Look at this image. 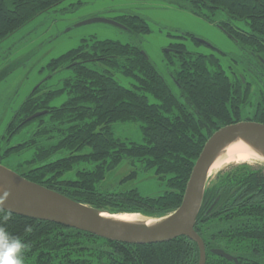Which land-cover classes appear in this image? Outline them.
<instances>
[{
	"label": "trees",
	"instance_id": "obj_1",
	"mask_svg": "<svg viewBox=\"0 0 264 264\" xmlns=\"http://www.w3.org/2000/svg\"><path fill=\"white\" fill-rule=\"evenodd\" d=\"M63 1L0 0V42ZM187 2L194 13L205 18L222 11L242 23L218 24L231 33L241 49L242 54L233 59L254 73L252 81L245 72H231L230 78L215 55L171 44L166 56L173 62L171 56L176 54L178 68L173 79L177 95L140 46L95 37L82 39L81 45L51 59L41 69L49 77L63 69H70L73 75L57 88L46 87L42 81L24 99L2 137L6 144L0 146V163L28 152L30 157L15 171L111 214L161 218L175 211L212 134L240 121L264 123V0ZM115 20L135 34L151 31L138 15ZM91 62L102 68L89 66ZM115 73L131 79V87L122 85ZM64 94L67 98L60 106L50 105ZM43 111L47 112L27 121ZM117 122H137L143 142L116 137L113 124ZM32 123L35 126L28 130V136L11 145V139ZM123 160L138 163L142 170L154 169L168 190L151 197L136 188L104 189L101 185L107 173ZM70 173L72 176H67ZM136 175L134 171L123 181ZM217 213L231 220L220 225L219 234L213 221ZM12 214L4 227L28 244L26 264L199 263L197 243L185 236L161 243L128 244ZM26 226L31 232L25 231ZM195 230L205 244L206 264H236L214 254V249L231 254L239 264H264V168L242 164L219 172L206 187Z\"/></svg>",
	"mask_w": 264,
	"mask_h": 264
},
{
	"label": "rangeland",
	"instance_id": "obj_2",
	"mask_svg": "<svg viewBox=\"0 0 264 264\" xmlns=\"http://www.w3.org/2000/svg\"><path fill=\"white\" fill-rule=\"evenodd\" d=\"M203 13L208 14L207 10H203ZM123 15L142 17L147 21L151 31L135 34L128 31L126 27L107 22L83 23L93 18L115 20L116 17ZM220 22L242 26L241 22L230 18L222 11H217L209 19L198 15L190 9L187 0H65L38 15L0 42V146L5 147L6 141L2 137L14 112L40 82L45 81L46 87L57 88L65 78L73 75L70 69H63L49 77V73L41 72V69L51 59L81 45L82 39L95 37L99 40L109 39L140 46L177 95L179 89L173 75L178 68V62L174 56L176 54L171 56L173 62L167 58L169 45L184 44L188 51L206 55L213 51L204 43L197 44L190 35L231 53V60L225 55L216 53L226 72L228 74L236 71L245 72L247 80L252 81L251 77H254V73L248 72L246 65L237 64L234 61L233 58L238 57L240 53L238 45L221 28L218 24ZM184 34L190 35L184 36ZM88 65L102 68L96 67V64L92 62ZM115 78L128 87H131L133 82L119 73H115ZM257 90L256 86L255 93ZM66 98L67 94H64L53 100L50 105L60 106ZM34 126L35 123L26 126L11 139L10 144L20 143L28 136V130ZM113 131L120 139L136 143L143 142V134L137 122L114 123ZM30 155L25 152L19 157L3 159L1 164L18 170L21 161ZM242 164L255 169L264 168V161L231 163L213 171L209 175L208 184L215 180L219 172L228 171L233 166ZM134 171L137 172L134 178L123 181ZM67 176H72V173ZM101 186L110 190L120 186L123 190L136 188L142 195L151 197L160 196L168 190L166 182L159 179L154 169L142 170L138 163L133 164L131 160H123L115 169L108 172Z\"/></svg>",
	"mask_w": 264,
	"mask_h": 264
},
{
	"label": "water",
	"instance_id": "obj_3",
	"mask_svg": "<svg viewBox=\"0 0 264 264\" xmlns=\"http://www.w3.org/2000/svg\"><path fill=\"white\" fill-rule=\"evenodd\" d=\"M107 22L125 27L116 20L93 18L83 23ZM199 42L212 46L205 40ZM47 111L30 116L27 121L44 115ZM242 139L254 146L264 157V123L240 121L217 130L207 140L190 175L181 205L172 213L148 225L147 222L130 223L106 217L111 214L73 200L57 191L26 179L20 173L0 164V196L5 193V208L12 213L32 219L49 221L96 236L128 244H151L170 241L180 236L197 243L200 251L198 264H206L203 239L195 230V223L202 206L209 171L219 153ZM151 220L150 218H147ZM216 255L238 263V259L223 250L214 249Z\"/></svg>",
	"mask_w": 264,
	"mask_h": 264
},
{
	"label": "bare ground",
	"instance_id": "obj_4",
	"mask_svg": "<svg viewBox=\"0 0 264 264\" xmlns=\"http://www.w3.org/2000/svg\"><path fill=\"white\" fill-rule=\"evenodd\" d=\"M255 161H264V157L254 146L242 139H238L219 153L210 168L209 174L231 163H248ZM105 216L130 223H141L146 221L148 225H152L156 222L155 220H148L135 213L105 214Z\"/></svg>",
	"mask_w": 264,
	"mask_h": 264
},
{
	"label": "clouds",
	"instance_id": "obj_5",
	"mask_svg": "<svg viewBox=\"0 0 264 264\" xmlns=\"http://www.w3.org/2000/svg\"><path fill=\"white\" fill-rule=\"evenodd\" d=\"M5 193L0 196V264H26L28 244L19 236L12 235L5 227L12 218V210L5 208ZM31 227L26 226L25 231L31 232Z\"/></svg>",
	"mask_w": 264,
	"mask_h": 264
},
{
	"label": "flooded vegetation",
	"instance_id": "obj_6",
	"mask_svg": "<svg viewBox=\"0 0 264 264\" xmlns=\"http://www.w3.org/2000/svg\"><path fill=\"white\" fill-rule=\"evenodd\" d=\"M225 31V30H224ZM226 32V31H225ZM230 37H231V33H229V32H226ZM212 45V44H211ZM238 45V44H237ZM213 51H212V55H215L218 59H219V61H220V57H218L217 55H216V53H218V54H222V55H225L226 56V58H228L229 60H231V53H227V52H225V51H223V50H221V49H219L217 46L216 47H214L213 45L212 46H209ZM238 48H239V46H238ZM239 55H241L242 54V51H241V49L239 48ZM208 55H210V54H208ZM221 62V61H220ZM222 64V63H221ZM229 70H230V72H231V64L229 65ZM229 75V77L231 78V73L230 74H228ZM201 221H204V220H201ZM213 221H214V226H215V228H216V233L217 234H219L220 232H221V229H219V227H220V225L221 224H225V223H227V222H231V220L230 219H223V218H221V216H220V214L219 213H217L216 214V216H215V218L213 219ZM220 250H222V249H220ZM225 252V251H224ZM227 253V252H226ZM227 254H229V253H227ZM229 255H231V254H229ZM231 261V260H230Z\"/></svg>",
	"mask_w": 264,
	"mask_h": 264
}]
</instances>
